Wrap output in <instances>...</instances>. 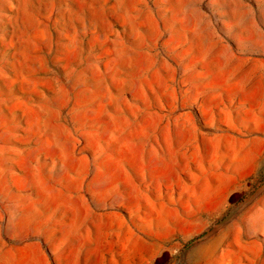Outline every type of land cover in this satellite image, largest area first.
Listing matches in <instances>:
<instances>
[{
    "label": "rangeland",
    "instance_id": "rangeland-1",
    "mask_svg": "<svg viewBox=\"0 0 264 264\" xmlns=\"http://www.w3.org/2000/svg\"><path fill=\"white\" fill-rule=\"evenodd\" d=\"M0 264H264V0H0Z\"/></svg>",
    "mask_w": 264,
    "mask_h": 264
},
{
    "label": "crops",
    "instance_id": "crops-1",
    "mask_svg": "<svg viewBox=\"0 0 264 264\" xmlns=\"http://www.w3.org/2000/svg\"><path fill=\"white\" fill-rule=\"evenodd\" d=\"M43 207V206H42ZM96 222L97 221H95V219H94V217L93 216H91L90 218H88V222H86V224H87V226H89V227H93L94 225H96ZM79 224H77V226H78Z\"/></svg>",
    "mask_w": 264,
    "mask_h": 264
}]
</instances>
